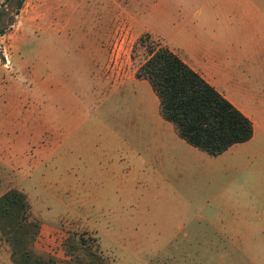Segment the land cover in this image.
<instances>
[{
    "label": "rangeland",
    "instance_id": "obj_1",
    "mask_svg": "<svg viewBox=\"0 0 264 264\" xmlns=\"http://www.w3.org/2000/svg\"><path fill=\"white\" fill-rule=\"evenodd\" d=\"M19 2L0 0V198L25 195L33 255L264 264V138L221 160L193 149L146 164V85H110L159 46L238 34L225 0ZM12 250L0 231V264Z\"/></svg>",
    "mask_w": 264,
    "mask_h": 264
},
{
    "label": "crops",
    "instance_id": "obj_2",
    "mask_svg": "<svg viewBox=\"0 0 264 264\" xmlns=\"http://www.w3.org/2000/svg\"><path fill=\"white\" fill-rule=\"evenodd\" d=\"M222 7L226 10L223 25L231 29L230 24L234 22V26L239 27L238 34H226L223 38L215 35L211 39L196 34L190 43L182 42L178 51H171L165 45L253 125L252 138L213 157L218 160L235 156L243 148L257 146L264 138V0H225ZM128 84L146 85V164L151 160L156 162L157 155L160 158L164 154L168 158L176 151L189 154L197 150L182 140L174 126L161 117L159 101L147 81L133 78L110 83L118 90ZM149 137L154 139L152 145ZM173 160L177 162L175 157Z\"/></svg>",
    "mask_w": 264,
    "mask_h": 264
},
{
    "label": "trees",
    "instance_id": "obj_3",
    "mask_svg": "<svg viewBox=\"0 0 264 264\" xmlns=\"http://www.w3.org/2000/svg\"><path fill=\"white\" fill-rule=\"evenodd\" d=\"M22 4L20 0L18 7ZM134 76L148 82L161 117L178 136L208 156L217 157L252 138L251 121L168 48L151 51ZM28 215L29 205L21 192L12 190L0 198V231L13 249L15 264H54L27 248L26 240L34 238L37 230Z\"/></svg>",
    "mask_w": 264,
    "mask_h": 264
}]
</instances>
